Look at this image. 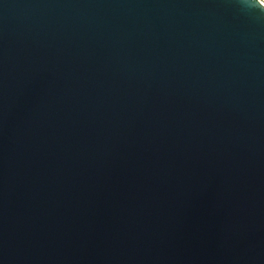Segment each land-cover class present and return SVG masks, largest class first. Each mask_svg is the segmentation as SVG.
<instances>
[{"label":"water","instance_id":"95a60500","mask_svg":"<svg viewBox=\"0 0 264 264\" xmlns=\"http://www.w3.org/2000/svg\"><path fill=\"white\" fill-rule=\"evenodd\" d=\"M0 264H264V6L0 0Z\"/></svg>","mask_w":264,"mask_h":264},{"label":"built area","instance_id":"2783aa9c","mask_svg":"<svg viewBox=\"0 0 264 264\" xmlns=\"http://www.w3.org/2000/svg\"><path fill=\"white\" fill-rule=\"evenodd\" d=\"M257 2L264 6V0H257Z\"/></svg>","mask_w":264,"mask_h":264}]
</instances>
